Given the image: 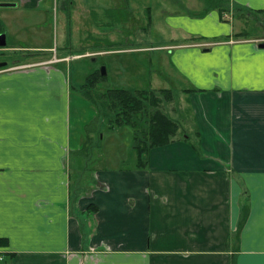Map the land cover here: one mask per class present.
<instances>
[{
    "label": "crops",
    "instance_id": "0c3cea01",
    "mask_svg": "<svg viewBox=\"0 0 264 264\" xmlns=\"http://www.w3.org/2000/svg\"><path fill=\"white\" fill-rule=\"evenodd\" d=\"M183 2L172 3L186 12L164 11L160 48L188 86L181 124L194 138L151 149L142 167L133 145L129 165L88 153L93 121L119 127L61 62L0 69L1 264H264V36L240 21L236 31L219 9L198 17L208 0ZM224 2L264 16V0Z\"/></svg>",
    "mask_w": 264,
    "mask_h": 264
},
{
    "label": "rangeland",
    "instance_id": "374dc122",
    "mask_svg": "<svg viewBox=\"0 0 264 264\" xmlns=\"http://www.w3.org/2000/svg\"><path fill=\"white\" fill-rule=\"evenodd\" d=\"M173 1L46 0L38 12L0 8V35L7 37V46L0 51V61L16 68L47 57L52 59L51 63H56V58H71L68 62H58L66 72L69 69L76 90L82 93L89 78L99 81L94 94L115 88L171 89L174 98L163 109L170 115L178 114L173 118L183 123L188 114L180 112L188 109L183 92L188 86L169 76L165 51L160 48L171 38L163 26L164 11H187L185 6H176ZM148 8L152 9L151 14ZM149 16L153 17L156 27H149ZM234 19L236 31L240 21L245 23L249 36H264V16L246 17L238 13ZM43 47L51 48L47 56L39 49ZM104 67L107 74L101 76ZM97 120L91 123L93 143L88 153H104L108 160L119 156L129 165L132 129L123 126L111 132L104 121ZM96 132L97 138L94 137Z\"/></svg>",
    "mask_w": 264,
    "mask_h": 264
},
{
    "label": "trees",
    "instance_id": "16d2710c",
    "mask_svg": "<svg viewBox=\"0 0 264 264\" xmlns=\"http://www.w3.org/2000/svg\"><path fill=\"white\" fill-rule=\"evenodd\" d=\"M224 1L208 0V9L198 17H203L209 10L219 9L224 21H232L239 12L223 8ZM242 14L249 17L247 12ZM97 83H99L98 80L88 79L84 85V97L97 108L101 117L110 122L111 127L129 126L132 129L133 148L141 167L145 164L144 156L151 149L168 145L178 139L194 138L187 133L184 125L163 109L166 103L174 98L171 89L115 88L105 93L94 94ZM186 91L189 92V90ZM194 132L197 133V130Z\"/></svg>",
    "mask_w": 264,
    "mask_h": 264
},
{
    "label": "water",
    "instance_id": "95a60500",
    "mask_svg": "<svg viewBox=\"0 0 264 264\" xmlns=\"http://www.w3.org/2000/svg\"><path fill=\"white\" fill-rule=\"evenodd\" d=\"M15 4L12 3H0V7H13ZM7 46V37L5 34L0 35V47L4 48ZM259 47L264 49V42L260 43ZM8 67V62L0 61V69H4ZM102 76L107 74L105 67L101 69Z\"/></svg>",
    "mask_w": 264,
    "mask_h": 264
},
{
    "label": "built area",
    "instance_id": "2783aa9c",
    "mask_svg": "<svg viewBox=\"0 0 264 264\" xmlns=\"http://www.w3.org/2000/svg\"><path fill=\"white\" fill-rule=\"evenodd\" d=\"M3 49L0 48V51H2ZM56 62H58L57 58L55 60ZM5 261V256L3 253L0 252V264L3 263Z\"/></svg>",
    "mask_w": 264,
    "mask_h": 264
},
{
    "label": "flooded vegetation",
    "instance_id": "af4514ba",
    "mask_svg": "<svg viewBox=\"0 0 264 264\" xmlns=\"http://www.w3.org/2000/svg\"><path fill=\"white\" fill-rule=\"evenodd\" d=\"M9 64V63H8Z\"/></svg>",
    "mask_w": 264,
    "mask_h": 264
}]
</instances>
